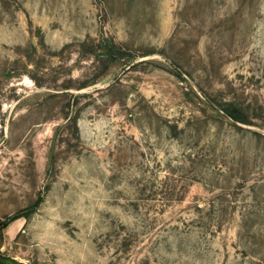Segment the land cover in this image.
<instances>
[{
    "label": "rangeland",
    "instance_id": "1",
    "mask_svg": "<svg viewBox=\"0 0 264 264\" xmlns=\"http://www.w3.org/2000/svg\"><path fill=\"white\" fill-rule=\"evenodd\" d=\"M0 264H264V0H0Z\"/></svg>",
    "mask_w": 264,
    "mask_h": 264
}]
</instances>
